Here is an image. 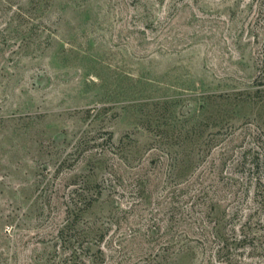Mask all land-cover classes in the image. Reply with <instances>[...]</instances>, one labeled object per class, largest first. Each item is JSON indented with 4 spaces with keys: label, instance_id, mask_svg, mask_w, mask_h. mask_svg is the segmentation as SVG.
I'll use <instances>...</instances> for the list:
<instances>
[{
    "label": "rangeland",
    "instance_id": "obj_1",
    "mask_svg": "<svg viewBox=\"0 0 264 264\" xmlns=\"http://www.w3.org/2000/svg\"><path fill=\"white\" fill-rule=\"evenodd\" d=\"M260 134L264 0H0V264H264Z\"/></svg>",
    "mask_w": 264,
    "mask_h": 264
},
{
    "label": "trees",
    "instance_id": "obj_2",
    "mask_svg": "<svg viewBox=\"0 0 264 264\" xmlns=\"http://www.w3.org/2000/svg\"><path fill=\"white\" fill-rule=\"evenodd\" d=\"M258 137L260 138V139H263L262 141V144H261V146L260 147H263L264 148V135H258ZM258 138V139H259ZM257 160H260L259 158H257ZM262 194V196L264 195L263 193H261ZM263 198H264V196H263ZM261 221V220H260ZM223 236L225 237V234H222L220 237L221 238H223ZM248 237H249V234H247L246 232H243L242 234H241V238H232V239H234V241L233 242H237V244L240 246V245H244L245 243H246V241H247V239H248ZM220 238V239H221ZM226 240L228 241V239L226 238ZM226 245V244H225ZM225 245L224 246H222L221 247V249L223 250L224 248H225ZM229 247V245H227V248Z\"/></svg>",
    "mask_w": 264,
    "mask_h": 264
}]
</instances>
